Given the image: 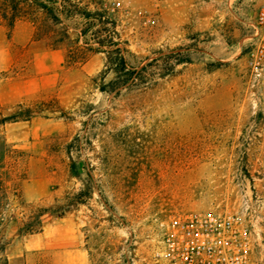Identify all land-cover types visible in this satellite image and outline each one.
<instances>
[{
	"label": "rangeland",
	"instance_id": "obj_1",
	"mask_svg": "<svg viewBox=\"0 0 264 264\" xmlns=\"http://www.w3.org/2000/svg\"><path fill=\"white\" fill-rule=\"evenodd\" d=\"M56 1L26 5L11 31L0 19V152L18 155L0 158L6 254L166 264L178 221L222 213L250 227L264 264V79L250 38L263 0ZM29 19H43L38 40ZM38 213L43 230L22 235Z\"/></svg>",
	"mask_w": 264,
	"mask_h": 264
},
{
	"label": "built area",
	"instance_id": "obj_2",
	"mask_svg": "<svg viewBox=\"0 0 264 264\" xmlns=\"http://www.w3.org/2000/svg\"><path fill=\"white\" fill-rule=\"evenodd\" d=\"M251 27L252 70L260 80L264 79V0ZM177 224L159 255L166 264H263L250 227L236 215L195 213Z\"/></svg>",
	"mask_w": 264,
	"mask_h": 264
},
{
	"label": "trees",
	"instance_id": "obj_3",
	"mask_svg": "<svg viewBox=\"0 0 264 264\" xmlns=\"http://www.w3.org/2000/svg\"><path fill=\"white\" fill-rule=\"evenodd\" d=\"M57 1L54 0L52 3V6H50V3H46L43 0H0V19L2 22H4L9 31H11L16 22L19 21L20 19L26 18L28 19L29 17L27 16H23L18 14L19 11H21L26 5L28 6V8H33V6H36L37 8H39L40 10H44V11H54V9H56V3ZM31 20V22L35 25V33H34V37L35 40H38L36 38H38L39 33L42 30V23H43V19H29ZM52 21L54 23H59V17H57L56 15L53 16ZM2 151L0 152V158H6L8 156L14 158L15 156L18 157V155L15 153L17 151H13L12 149H10L6 143L2 144ZM4 154H3V153ZM3 168V166H0V207L2 204V201L5 199L6 197V191H7V186L5 185V181L3 178V174L1 169ZM21 180L24 179V177H19ZM17 189L15 192V195L19 197V193H17ZM42 213H38L35 215H32L31 217H29V219L25 222H23L21 228H20V233L22 235H27V234H34V233H38L41 232L43 230V225H42ZM2 216L0 213V227L2 225ZM6 246L2 245L0 243V264H26L25 263V259L23 257H19V258H9L6 253Z\"/></svg>",
	"mask_w": 264,
	"mask_h": 264
},
{
	"label": "crops",
	"instance_id": "obj_4",
	"mask_svg": "<svg viewBox=\"0 0 264 264\" xmlns=\"http://www.w3.org/2000/svg\"><path fill=\"white\" fill-rule=\"evenodd\" d=\"M5 253H6V250H5ZM23 255L24 254L22 253V254L17 255V256H23ZM70 255H74L77 257L75 264H85L86 255L81 249H75V250H70V251L65 252V264H72L73 261H70ZM9 258H11V257H9ZM73 264H74V262H73Z\"/></svg>",
	"mask_w": 264,
	"mask_h": 264
}]
</instances>
